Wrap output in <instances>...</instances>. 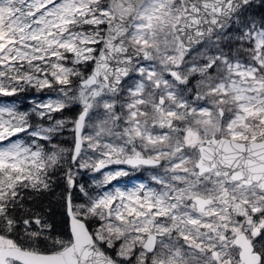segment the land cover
Returning a JSON list of instances; mask_svg holds the SVG:
<instances>
[{
  "label": "snow or ice",
  "instance_id": "6c2138e0",
  "mask_svg": "<svg viewBox=\"0 0 264 264\" xmlns=\"http://www.w3.org/2000/svg\"><path fill=\"white\" fill-rule=\"evenodd\" d=\"M0 264H264V0H0Z\"/></svg>",
  "mask_w": 264,
  "mask_h": 264
},
{
  "label": "rangeland",
  "instance_id": "374dc122",
  "mask_svg": "<svg viewBox=\"0 0 264 264\" xmlns=\"http://www.w3.org/2000/svg\"><path fill=\"white\" fill-rule=\"evenodd\" d=\"M118 167H127V166H122V165H110L109 166V168L110 169H114V168H118ZM147 177H148V179H141L142 181H145V182H150L149 181V174L147 173ZM98 178H100V179H102V177H98ZM128 177H123V178H121L120 179V186L121 187H124L125 186V184L127 183V185L128 186H131L132 184H135V183H139L140 181H137V180H135V179H130V180H128L127 179ZM113 184L115 185L116 184V181H113Z\"/></svg>",
  "mask_w": 264,
  "mask_h": 264
},
{
  "label": "trees",
  "instance_id": "16d2710c",
  "mask_svg": "<svg viewBox=\"0 0 264 264\" xmlns=\"http://www.w3.org/2000/svg\"><path fill=\"white\" fill-rule=\"evenodd\" d=\"M55 221L58 229H65V225L63 224V217L60 215L59 211L57 212V215L55 216Z\"/></svg>",
  "mask_w": 264,
  "mask_h": 264
}]
</instances>
